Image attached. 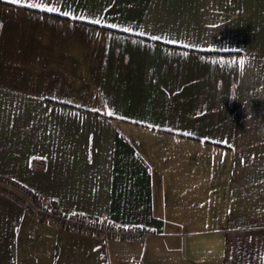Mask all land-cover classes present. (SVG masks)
I'll list each match as a JSON object with an SVG mask.
<instances>
[{"label":"crops","instance_id":"0c3cea01","mask_svg":"<svg viewBox=\"0 0 264 264\" xmlns=\"http://www.w3.org/2000/svg\"><path fill=\"white\" fill-rule=\"evenodd\" d=\"M27 3L59 11L0 0V174L153 234L0 195V264H264V0Z\"/></svg>","mask_w":264,"mask_h":264},{"label":"built area","instance_id":"2783aa9c","mask_svg":"<svg viewBox=\"0 0 264 264\" xmlns=\"http://www.w3.org/2000/svg\"><path fill=\"white\" fill-rule=\"evenodd\" d=\"M0 195L21 205L31 218L49 221L60 228L100 238L104 241L110 239L143 241L153 234V231L148 227L117 224L106 216L91 219L76 212L64 211L56 200L45 203L31 189L4 174H0Z\"/></svg>","mask_w":264,"mask_h":264},{"label":"snow or ice","instance_id":"6c2138e0","mask_svg":"<svg viewBox=\"0 0 264 264\" xmlns=\"http://www.w3.org/2000/svg\"><path fill=\"white\" fill-rule=\"evenodd\" d=\"M7 2L12 3V4H16V5H22V6H26V7H30V8H41L44 11L47 12H57L59 11L58 8L56 7H49L47 5H43V4H36V3H27V4H22V0H7ZM65 16L69 15V13L65 12L63 13ZM96 23H99V21H96ZM112 27H115V25H113ZM124 31H129V29H124ZM151 39L157 40L160 39L159 37H151ZM241 65L244 63V61H240Z\"/></svg>","mask_w":264,"mask_h":264}]
</instances>
